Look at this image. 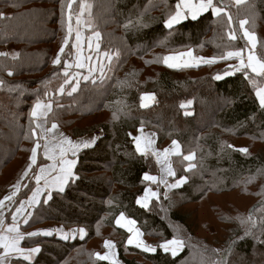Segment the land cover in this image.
<instances>
[{"label":"trees","instance_id":"obj_1","mask_svg":"<svg viewBox=\"0 0 264 264\" xmlns=\"http://www.w3.org/2000/svg\"><path fill=\"white\" fill-rule=\"evenodd\" d=\"M69 2L0 0V53L8 54L0 56V199L30 163L39 137L31 117L37 101L52 103L47 127L55 123L77 140L100 133L90 147L70 157L77 159L79 179L63 194L53 192L48 204L35 206L28 223L19 225L25 234L83 227L86 235L67 241L56 235L26 238L21 247H39L40 253L31 262L12 259V264H110L96 257L107 241L114 243L121 264H264V109L255 95L264 78L228 71L231 62L222 58L247 49L239 26L247 20L245 28L258 40L254 52L264 59V0L240 5L223 0L219 6L231 15V24L227 16L209 11L171 29L165 21L175 14L178 0H73V33L65 48L71 55L54 66L67 35ZM82 3L91 7L81 16ZM77 28L86 38L99 31L101 59L108 52L112 60L102 81L94 74L96 84L84 81L86 69H70L80 84L69 95L72 85L64 83L63 64L65 59L75 64L71 46ZM187 51L216 62L178 69L163 63V57ZM143 95L155 97L150 106L141 107ZM189 101L190 107H181ZM139 129L153 132L158 148L173 141L180 145L169 182L186 177L181 187L166 193L162 184L143 179L145 174L158 177L159 165L151 153L136 151L131 133ZM42 152L37 149L34 172L47 163ZM191 153L195 167L185 171L190 162L183 156ZM32 176L5 214L6 224L31 195ZM146 188L158 193L147 209L136 202ZM121 214L136 221L145 244L156 251L127 245L129 234L116 224ZM172 239L183 241L175 256L160 247Z\"/></svg>","mask_w":264,"mask_h":264},{"label":"snow or ice","instance_id":"obj_2","mask_svg":"<svg viewBox=\"0 0 264 264\" xmlns=\"http://www.w3.org/2000/svg\"><path fill=\"white\" fill-rule=\"evenodd\" d=\"M72 2L73 0H70L69 4L67 5L69 9V26L67 30V35L63 41V45L59 50V53L57 54L56 58L53 60V65H61V57L66 55H71V51L68 54H65V48L69 47V39L72 37L73 28L71 25L72 15H71V8H72ZM244 0H235V4L239 5L242 4ZM223 0H218L217 2H214V0H178V3L176 4L175 8V14L169 16V18L165 21V27L171 29L173 25L181 22L183 19H186L189 15L193 20L197 19L198 16L211 11V13L214 16H221L222 14L227 16L228 23H232V17L229 13L225 11V8L222 6H219V4H222ZM90 5L87 3H82L80 7V15L82 16L83 13L86 10L90 9ZM90 14V13H89ZM77 25L80 24L79 17L76 20ZM137 23H140L137 21ZM248 23L247 20H241L239 22L240 29L242 30L243 37L247 40L248 44L251 46V49L254 50L257 47V37L255 34L249 32L245 25ZM141 27L145 26L143 24H140ZM129 27V24L125 25V28L127 29ZM229 38L232 40H235L236 34L234 30H230ZM92 39L95 40V46L93 48V45L91 43V40L88 43V52L89 56H87L85 59L88 62L87 71L89 73L88 76L83 77L85 82H91L92 84H96L97 80L94 78V74L96 72L99 73V79L102 81L105 78V69H110V64L112 60V56L108 52H104L103 60H107L108 64L106 65L103 60L101 59V52H100V40H101V34L99 31H94L92 33ZM73 49L76 50V62L75 64L70 63L67 59H65L63 67L64 72L63 76L65 79V85H72L71 90L69 91V95L72 93H75L79 89L80 84V78L77 75L70 76L69 70L73 67L78 69H83L85 67L84 60L80 59V56L83 52V45L81 42V35L79 28L76 30L75 35V43L71 46ZM95 51L96 57H95V63H93V57L91 53ZM7 53H0V56H7ZM18 55V54H17ZM118 55V53H116ZM187 56L190 58L189 61H183L182 57ZM223 59H237L239 61L238 65L231 66L235 67V71L244 72L245 79L249 78V73L254 74L255 77H261L264 78V59L259 58L257 55L254 54V52H250L247 55V59L244 58V51L243 50H237V51H229L226 56L222 57ZM196 61H202L206 63H214L216 62L215 58H212L210 60L205 61L203 57H193V54L191 51H188L187 53H179L177 55H169L163 57V63L165 66L169 68L174 67H191V66H199L198 63H194ZM11 75V73H9ZM233 73H225V75H229ZM222 77L218 74L215 79L219 80ZM75 81V83H73ZM252 83H255V81H252ZM0 86H2V82H0ZM64 86L62 85L59 89V94H64ZM255 95L258 99L259 106L264 109V87H260L256 90ZM155 97L153 95H143L141 96V107H148L149 103L154 101ZM191 106V101L187 103H182V108H188ZM52 111V103H42L40 101H37L35 106L33 107L31 111V117L35 121H45L47 119V114ZM186 114H190L187 113ZM116 118L114 114V119ZM36 128H42L43 133L38 137V140L35 143V147L32 148V154L31 159L28 167L23 172V175L21 177V181H18L17 184L13 186L14 191L10 192L7 196L4 197L3 200H0V225L3 223V215H4V208L6 207L5 201L13 202V198L18 194L21 184L25 179H29V173H33L32 179H34L35 187L30 189L31 195L28 197L27 200L21 201L20 206L15 209V214L12 215V226L8 227L6 229V232L11 235H4L0 234V250H2V254H0V264H12L13 257H20L23 258V260L31 262L32 258L40 253L41 249L39 247H30V248H24L21 247L20 242L22 240H25L26 238L35 237L38 235H45L49 236L53 234V230L51 229H45L41 232H28L25 234L20 230L19 224L20 219H22L23 223H28V216L24 215L21 216L22 213L27 212V208H32L41 204H48L49 201L53 199V192L57 194H63L67 187L75 183L79 179V176L76 175L74 169L77 164V159L70 158V157H77L78 152L82 148H88L91 146V144L94 143L95 138L89 139L87 141L83 142H73L70 138L63 135L62 133H57V124L52 123L50 128H45L44 123L37 122ZM142 131V130H141ZM51 133V135H49ZM32 136H37V133L35 130H32ZM39 140H43V144L39 142ZM151 141H148L144 148H141L140 144V138H136V151L144 156L147 155L148 146L150 145ZM229 147H232L229 145ZM43 149V157L47 161H51V164L41 166L39 167L38 172H34V166L37 164V149ZM242 153H247V149H240ZM169 152H173L175 155H181L180 152V146L176 141H173V149L171 150H165L164 155L165 158H167ZM154 155H159L155 151H153ZM183 159L185 161L191 162L195 159L194 153L184 155ZM159 163V160H158ZM195 165L192 163H189L188 167L185 169V171H191L192 168H194ZM166 174L168 176H175V172L170 166V163H167L166 168ZM144 180L150 181L151 183H163L168 188H174L179 187L181 184L185 183L187 181L186 177H181L175 184L169 185L167 183V180H165L163 177L160 178V180L157 179L156 176L145 174L143 177ZM25 188H28V184H23ZM43 197V200L41 199ZM152 198H158V193L152 191L151 189L146 188L144 195L137 199V204L147 209L150 203V200ZM20 217V219H18ZM123 222V223H122ZM116 224L120 227H126L127 231L131 234L127 240L128 245H135L137 248H141L143 245V241L140 239V237L143 235V233L140 232L138 228H136V221L132 219H126V217L121 214L120 217L116 220ZM56 233L59 234V238L62 240H69L74 239L77 235L80 236V238H83L86 235L85 229L83 227L80 228H70L68 231H65L64 227L57 228ZM106 248H114L115 245L111 244L110 242L105 243ZM160 247L167 253L171 252L173 256H175L179 249L183 247V241H180L178 239H172L170 241H165L160 245ZM144 251H156L155 248L149 247L147 245H143ZM97 258L100 260H108L109 257L107 255L100 256L97 254ZM112 264H115L113 261Z\"/></svg>","mask_w":264,"mask_h":264},{"label":"crops","instance_id":"obj_3","mask_svg":"<svg viewBox=\"0 0 264 264\" xmlns=\"http://www.w3.org/2000/svg\"><path fill=\"white\" fill-rule=\"evenodd\" d=\"M246 0H244V2H245ZM233 2H234V4H235V0H233ZM243 2V3H244ZM236 5V4H235ZM240 5V4H239ZM199 17V16H198ZM187 18H190V19H192L191 18V16L189 15ZM186 18V19H187ZM186 19H183L182 21H184V20H186ZM181 21V22H182ZM181 22H179V23H181ZM179 23H177V24H179ZM177 24H175V25H177ZM175 25H173V26H175ZM90 37V36H89ZM87 39V38H86ZM188 52V51H187ZM187 52H183V53H187ZM192 52V51H191ZM76 53V52H75ZM88 54V50L87 51H84L83 50V52H82V55L80 56V59L81 60H84V62H85V64H86V62H87V60L85 59L87 56H89V55H87ZM193 54V53H192ZM247 54V53H246ZM175 55H177V54H175ZM193 57H194V55H193ZM244 58H245V60L247 59V55L246 56H244ZM76 59H77V56L75 57V62H76ZM182 60L183 61H189L190 60V58L189 57H187V56H184V57H182ZM230 62H231V66H236V65H238V63H239V61L237 60V59H235V58H233V59H228ZM198 62H200V63H198ZM196 61V62H194V63H198V65H200L201 63H202V61ZM191 67H195V66H191ZM178 68H186V67H174V69H178ZM78 69V68H77ZM231 69H235V67H231ZM85 71H87V69L85 70ZM88 72V71H87ZM46 103H49V102H46ZM51 103V102H50ZM48 115V114H47ZM37 122H40V121H36V123ZM38 129V128H37ZM142 130V131H141ZM39 131H40V129H39ZM132 134V137H133V139H134V141H135V145H136V138L137 137H139L140 138V144H142L143 146H145V144L148 142V141H151V143H150V145L148 146V150H147V152H149V153H151L154 157H155V159H156V161H157V163H158V160H159V163H158V165H159V176L157 177V179L158 180H160V178L161 177H163L165 180H167V183L169 184V185H171V184H175L178 180H175V181H172V182H169V179L170 178H173L174 179V177L175 176H168L167 174H166V168H167V163H170V166L172 167V169L174 170V167H173V160L175 159V158H178L179 156H181V155H175V154H173V152H169V154H168V156H167V158H165V155H164V151L167 149V150H171V149H173V142L169 145V146H167L166 148H158L157 147V145H156V135L153 133V132H150V131H147V130H145V129H139V130H137V131H135V132H132L131 133ZM100 136V133H97V134H95V135H93V136H91V137H87V138H84V139H81V140H77V139H74V140H77V141H74L73 139H71L73 142H83V141H87V140H89V139H92V138H95V137H99ZM92 145V144H91ZM180 146V145H179ZM90 147V146H89ZM83 149H85V148H82V149H80V150H83ZM79 150V151H80ZM153 151H155L156 153H158L159 155L157 156V155H154L153 154ZM180 152H181V147H180ZM43 153V152H42ZM30 159H31V156H30ZM194 161V160H193ZM193 161H191L190 163H192ZM186 162H188V161H186ZM48 164H51V162L50 161H47V163H45L44 165H42V166H45V165H48ZM41 167V166H40ZM188 167V165L185 167V169ZM38 170H39V168H38ZM38 172V171H37ZM18 181H21V179L20 180H18ZM17 181V182H18ZM17 182L15 183V184H17ZM149 183H151L150 181H148ZM14 184V185H15ZM153 184H155V183H153ZM160 184H162L163 186H164V188H165V191H166V193H168L170 190H172V189H176V188H179V187H181L183 184H181L179 187H174V188H168V187H166V185L165 184H163V183H160ZM13 185V186H14ZM12 186V187H13ZM11 187V188H12ZM10 188V189H11ZM21 188V187H20ZM10 189H8L7 190V192L5 193V195L3 196V198H2V200L4 199V197L5 196H7L8 195V193H9V190ZM149 189V188H148ZM153 191V190H152ZM156 192V191H155ZM152 199H155V198H152ZM151 199V200H152ZM151 200H150V202H151ZM150 204V203H149ZM20 206V205H19ZM18 206V207H19ZM139 206V205H138ZM17 207V208H18ZM140 207V206H139ZM34 207H32V208H27V212H25V213H22L21 214V216H24V215H27V216H29V214L31 213V211H32V209H33ZM142 208V207H141ZM15 214V211H14V213H13V215ZM18 219H20V217H18ZM123 223V222H122ZM20 224H24L23 223V221H22V219H20ZM19 224V225H20ZM4 226V228H3V230L1 231V232H3L2 234H4V235H11V234H9V233H7L6 232V229L8 228V227H11L12 226V217H11V224L10 225H3L2 224V227ZM118 226V225H117ZM118 227H120V226H118ZM57 228H60V227H49V228H43V229H41L39 232H41L42 230H45V229H51V230H53V234L52 235H56L58 238H59V234L58 233H56V229ZM120 228H122V229H124L128 234H129V236L131 235L128 231H127V229H126V227H120ZM2 228H0V230H1ZM65 231H68V230H65ZM43 235V234H42ZM49 236H51V235H49ZM75 238H80V236L79 235H77ZM74 238V239H75ZM129 238V237H128ZM140 238H142V236L140 237ZM61 239V238H60ZM69 240H73V239H69ZM128 240V239H127ZM111 244H113L112 242H110ZM114 245V244H113ZM128 245V244H127ZM128 246H133V247H135V245H128ZM104 248H105V252H104V254L106 255V253H107V248L104 246ZM27 249V248H26ZM110 251H112V248H108ZM140 249H143L142 247L140 248ZM0 254H2V250H0ZM37 255V254H36ZM35 255V256H36ZM34 256V257H35ZM33 257V258H34ZM13 259H23V258H20V257H13ZM104 261H106V262H108V263H110V264H112V262L114 261L115 262V264H121V262H120V260L118 259V257H117V259H108V260H104Z\"/></svg>","mask_w":264,"mask_h":264},{"label":"rangeland","instance_id":"obj_4","mask_svg":"<svg viewBox=\"0 0 264 264\" xmlns=\"http://www.w3.org/2000/svg\"><path fill=\"white\" fill-rule=\"evenodd\" d=\"M82 22H84V21H82V19H81V23ZM84 24V23H83ZM80 35H81V42H82V45H83V50L84 51H87L88 50V43H89V41L91 40V43H92V45H93V48H94V46H95V40H93L92 39V36H90V37H88L87 39H86V36L84 35V33L83 32H80ZM247 41V40H246ZM250 52H254V50H252L251 49V46L248 44V42H247V49L244 51V56H246V55H248ZM93 53L95 54V51H93ZM247 53V54H246ZM254 54H255V52H254ZM87 55H89V54H87ZM256 55V54H255ZM229 61V60H228ZM198 62V61H197ZM93 63H95V57H93ZM198 63H200V62H198ZM87 67H88V62H86V64H85V67L83 68V69H87ZM231 69V67L228 69V71ZM231 71H235V69H231ZM230 71V72H231ZM260 87H264V85H262V86H258V88H260ZM46 103V102H45ZM151 103L152 102H150L149 103V106L151 105ZM40 122H42V123H44V127L45 128H50V127H47V125H46V122L45 121H40ZM39 129H40V131H39ZM37 131H38V134H39V136L43 133V129L42 128H38L37 129ZM56 132L57 133H62L63 135H65V136H67L68 138H70V139H73V138H71V137H69L67 134H65L61 129H59L58 127H57V129H56ZM49 135H51V133H49ZM74 140V139H73ZM74 141H77V140H74ZM40 142L43 144V140H40ZM141 148H144V146L141 144ZM51 162V161H50ZM52 163V162H51ZM22 177V176H21ZM21 177L18 179V180H20L21 179ZM17 180V181H18ZM16 181V182H17ZM15 182V183H16ZM14 183V184H15ZM13 184V185H14ZM12 185V186H13ZM11 186V187H12ZM10 187V188H11ZM23 187V182H22V184H21V188ZM9 188V189H10ZM20 188V189H21ZM12 191H14V188L12 187L10 190H9V193L10 192H12ZM20 191V190H19ZM154 191V190H153ZM7 192V191H6ZM5 192V193H6ZM155 192V191H154ZM5 193L3 194V196L5 195ZM8 193V194H9ZM3 196L1 197V199L0 200H2V198H3ZM17 196V195H16ZM16 196L13 198V202H8V201H5V205H6V207L4 208V210H3V212H4V215H3V225H8V224H6V220H5V214L7 213V212H9V210L13 207V205H14V202H15V198H16ZM0 228H2L1 230H0V234H2L3 232H1L2 230H3V228H4V226L2 227V225H0ZM142 241H143V245H146L145 244V242H144V239H143V236H142V238H140ZM107 242H112V241H107ZM106 243V242H105ZM105 243H104V246H105ZM113 243V242H112ZM114 244V243H113ZM143 245H142V248H143ZM179 251V250H178ZM104 252H105V248H104ZM170 252V251H169ZM105 254L103 253L102 255H100V256H104ZM106 255L109 257V259H117V251H116V247H114V248H112V251H110L108 248H107V253H106ZM96 257H97V255H96Z\"/></svg>","mask_w":264,"mask_h":264}]
</instances>
